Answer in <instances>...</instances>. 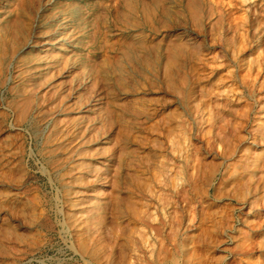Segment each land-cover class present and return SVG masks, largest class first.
<instances>
[{"label":"rangeland","instance_id":"1","mask_svg":"<svg viewBox=\"0 0 264 264\" xmlns=\"http://www.w3.org/2000/svg\"><path fill=\"white\" fill-rule=\"evenodd\" d=\"M263 155L264 0H0V264H264Z\"/></svg>","mask_w":264,"mask_h":264},{"label":"bare ground","instance_id":"2","mask_svg":"<svg viewBox=\"0 0 264 264\" xmlns=\"http://www.w3.org/2000/svg\"><path fill=\"white\" fill-rule=\"evenodd\" d=\"M246 1H251V0H246ZM32 3V2H31ZM34 3V2H33ZM30 5V4H29ZM28 5V6H29ZM31 6V5H30ZM24 13V12H23ZM22 13V14H23ZM6 40V39H5ZM4 42V41H3ZM45 44V43H44ZM59 47V46H58ZM52 51V48L51 47H48V48H44L41 52L42 53H44V56H42V58H43V64H47L46 62V60H47V58L48 57H50V52ZM47 65H45V68H44V70L45 69H47V68H49V67H46ZM209 132V131H208ZM210 133V132H209ZM261 145H256V147H260ZM264 156V155H263ZM262 156V158H258V163H257V165H256V167H257V169L259 170V173H260V177L262 178V179H264V157ZM257 204V203H256ZM258 206V205H257ZM252 244V243H251ZM251 246V245H250ZM252 248H254V247H252ZM248 249H249V246H248ZM247 249V250H248ZM251 249V248H250ZM249 249V250H250ZM251 250H253V249H251ZM249 253V252H248Z\"/></svg>","mask_w":264,"mask_h":264}]
</instances>
